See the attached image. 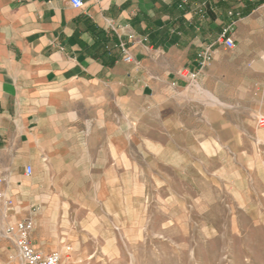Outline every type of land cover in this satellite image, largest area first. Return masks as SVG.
<instances>
[{
    "label": "crops",
    "instance_id": "1",
    "mask_svg": "<svg viewBox=\"0 0 264 264\" xmlns=\"http://www.w3.org/2000/svg\"><path fill=\"white\" fill-rule=\"evenodd\" d=\"M83 1L0 0V190L12 201L11 210L0 203V230L31 219L32 243L45 253L63 250L58 210L73 200L68 192L114 168V102L128 126L130 97L198 81L212 91L227 70L241 69L242 54L259 70L264 50L245 44L264 25V0ZM248 3L255 8L245 15ZM232 22L236 46L227 49L219 37ZM206 50L211 61L202 66ZM226 50L239 58L227 61ZM7 242L0 264L15 263Z\"/></svg>",
    "mask_w": 264,
    "mask_h": 264
},
{
    "label": "rangeland",
    "instance_id": "2",
    "mask_svg": "<svg viewBox=\"0 0 264 264\" xmlns=\"http://www.w3.org/2000/svg\"><path fill=\"white\" fill-rule=\"evenodd\" d=\"M245 44L264 46V25ZM263 55L259 70L255 56H239L241 69L227 70L212 91L198 81L130 97L128 126L114 102V168L75 185L58 210L67 262L264 264ZM7 243L9 261L20 263Z\"/></svg>",
    "mask_w": 264,
    "mask_h": 264
},
{
    "label": "built area",
    "instance_id": "3",
    "mask_svg": "<svg viewBox=\"0 0 264 264\" xmlns=\"http://www.w3.org/2000/svg\"><path fill=\"white\" fill-rule=\"evenodd\" d=\"M186 2V0H182V4ZM71 4L74 7L81 8L84 6L83 0H71ZM205 3H203V7L200 8V12H204ZM230 14L232 15V11H230ZM234 22H232L229 26H227L225 29H223L220 37L219 42H221L225 48L227 49H233L236 46V41L234 37L229 33L230 28ZM122 52H123V59L126 62H131L132 57L128 51V48L125 44H121ZM202 66L207 64L211 61V53L209 50H206L202 53ZM262 60L264 62V55L262 56ZM183 76L187 77L189 76L191 79H195L196 75L192 74L190 75L188 72H183ZM258 123L261 126H264V116L260 115L258 117ZM33 172L32 166L26 167V174L30 175ZM0 203H3L4 207L7 210H11L12 201L5 198V194L3 191L0 190ZM34 228L33 221L31 219L21 220L17 221L15 223H8L4 230L3 235L11 240L18 252V256L20 258V264H72L70 262H67L62 252L59 251H53L50 253H45L40 250H38L32 243L31 240V232ZM67 252L71 250L70 247L66 248Z\"/></svg>",
    "mask_w": 264,
    "mask_h": 264
},
{
    "label": "trees",
    "instance_id": "4",
    "mask_svg": "<svg viewBox=\"0 0 264 264\" xmlns=\"http://www.w3.org/2000/svg\"><path fill=\"white\" fill-rule=\"evenodd\" d=\"M254 8H255L254 4L248 3V4H246V6L244 8L243 13L246 15V14L250 13Z\"/></svg>",
    "mask_w": 264,
    "mask_h": 264
},
{
    "label": "bare ground",
    "instance_id": "5",
    "mask_svg": "<svg viewBox=\"0 0 264 264\" xmlns=\"http://www.w3.org/2000/svg\"><path fill=\"white\" fill-rule=\"evenodd\" d=\"M66 248H67V247H66ZM62 253H63L64 255H66V257L68 258L69 255H68V252H67L66 249H63V250H62Z\"/></svg>",
    "mask_w": 264,
    "mask_h": 264
}]
</instances>
